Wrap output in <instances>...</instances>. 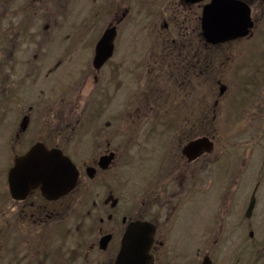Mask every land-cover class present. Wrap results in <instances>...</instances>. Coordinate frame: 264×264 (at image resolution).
<instances>
[{
    "label": "flooded vegetation",
    "instance_id": "flooded-vegetation-1",
    "mask_svg": "<svg viewBox=\"0 0 264 264\" xmlns=\"http://www.w3.org/2000/svg\"><path fill=\"white\" fill-rule=\"evenodd\" d=\"M263 34L264 0H0V264H115L136 223L148 264H233L215 247L251 216L215 122ZM35 145L70 190L11 194Z\"/></svg>",
    "mask_w": 264,
    "mask_h": 264
},
{
    "label": "rangeland",
    "instance_id": "rangeland-1",
    "mask_svg": "<svg viewBox=\"0 0 264 264\" xmlns=\"http://www.w3.org/2000/svg\"><path fill=\"white\" fill-rule=\"evenodd\" d=\"M240 76L238 78H244L246 84L232 88L229 100L215 123L221 125L217 131L218 139L224 140L226 136L229 141L224 155L230 156L232 182H238L232 188L243 187L246 205L252 195L256 205L249 223H228L230 231L224 239L227 236L231 238L223 241L221 237L215 252L235 254L233 257L237 260L234 259L233 264H264V34L254 35L248 40L247 64ZM220 150L222 148L217 149L216 155ZM11 151L5 148L0 158ZM242 180L244 184L239 186ZM251 232L253 237H250ZM256 253H261L260 263Z\"/></svg>",
    "mask_w": 264,
    "mask_h": 264
},
{
    "label": "water",
    "instance_id": "water-1",
    "mask_svg": "<svg viewBox=\"0 0 264 264\" xmlns=\"http://www.w3.org/2000/svg\"><path fill=\"white\" fill-rule=\"evenodd\" d=\"M209 11L206 12L204 23L208 24ZM217 25L215 36L218 40L228 38L227 19L215 18ZM205 140L196 143L200 149L205 147ZM47 150L42 146H33L23 156L18 158L9 171L10 192L14 196L26 194L32 188L40 187L41 192L48 198L56 197L55 187L70 190L76 181L77 171L73 163L61 153ZM66 182L65 185H63ZM63 183V184H62ZM58 193V194H59ZM255 206L254 195L251 197L246 216L249 218ZM252 236V233H250ZM152 242V231L147 230L145 223H136L129 226L123 236L121 249L115 264H148L149 246Z\"/></svg>",
    "mask_w": 264,
    "mask_h": 264
}]
</instances>
